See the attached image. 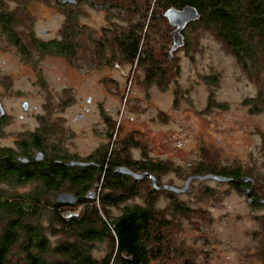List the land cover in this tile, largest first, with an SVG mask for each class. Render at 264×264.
<instances>
[{"label":"rangeland","instance_id":"rangeland-1","mask_svg":"<svg viewBox=\"0 0 264 264\" xmlns=\"http://www.w3.org/2000/svg\"><path fill=\"white\" fill-rule=\"evenodd\" d=\"M55 3L54 0H0V9L21 14L13 25L15 32L35 44L37 40H62L63 32L68 31L69 26H62L63 10ZM97 6V2L80 3L76 15L80 46L69 58L42 55L34 47L24 48V45L20 52L0 25V103L9 117L0 146L10 145L15 134L22 139L20 132L27 129V124L36 126L31 118L33 112L22 111V104L27 102L28 107L37 108V126L40 122L46 124L50 133L56 131L54 139L64 150L68 146L72 161L90 156L101 146L113 147L117 139L119 142L130 139L132 158L140 159L139 148L146 146V153L153 161L171 165L173 171L159 175L160 185L183 187L204 157L220 166L242 165L252 169L261 185L264 103L258 104L253 98H258L264 90V55L258 60V70L243 67L215 29L201 25L192 28L189 24L181 31L183 38L186 36L185 46L173 51L170 58L173 28L164 18V10L163 20L159 18L157 22V16L154 18L155 26H161V32L164 25L170 28L161 39L165 37V52L175 63L170 66L172 74L165 90L155 84L146 87L144 70L136 63H122L120 52H115L117 58L112 60L113 51L107 48L109 56L105 57H109L110 63L100 64L89 50L91 39L102 36V29L123 27L110 26L114 22L112 15ZM150 16L151 11L148 23ZM141 36L151 35L145 28ZM149 39L151 49L153 42ZM68 40L73 44L70 37ZM247 100L250 102L246 103ZM113 121L121 130L117 133L115 129L107 136L108 123ZM132 142L141 146L134 148ZM147 184L141 196L127 205L144 203ZM32 188L26 185L7 191L18 195ZM206 188L209 193L204 194ZM177 196L193 209L188 218L176 217L179 227L171 233L177 232L195 264H264L258 246H264V234L256 238L253 235L260 222H264V205H249L244 192L239 194L228 183L213 180H193L188 190ZM166 203L162 195L157 205L164 209ZM79 211L80 208L66 210L65 215L72 217ZM120 212V208L110 210L113 216ZM42 222L47 224L46 216ZM173 223L178 225L175 220ZM50 240L56 239L50 237ZM177 250L180 255L182 250ZM92 252L101 259L107 246L98 243ZM176 261L175 264H183L178 256Z\"/></svg>","mask_w":264,"mask_h":264},{"label":"trees","instance_id":"trees-1","mask_svg":"<svg viewBox=\"0 0 264 264\" xmlns=\"http://www.w3.org/2000/svg\"><path fill=\"white\" fill-rule=\"evenodd\" d=\"M75 1L73 5H62L54 0L56 7L63 10L62 26H69L68 31L63 32L62 40H37L35 44L30 39L23 40L13 27L21 14L9 10L0 9V25L6 29L8 36L9 32H13L15 36H9V40L20 52L24 45V48L34 47L42 55L69 58L77 53V47L80 46L77 42V9L80 3L92 2L95 5L97 2V8L112 15L114 22L110 26L123 27L102 29V36L97 40H89V50L94 52L100 64L110 63L109 57H105L109 56L107 48L113 51L112 60L117 58V51L120 52L119 60L122 63H136L137 67L144 70L146 87L155 84L160 90L167 88L172 74L170 66L175 61L169 60L170 54L165 52V37L161 39L170 28L164 25L161 32V26H155L154 18L157 16V22L159 18L163 20L161 12L169 8L194 7L199 19L189 26L196 28L201 25L215 29L218 37L233 51L243 67L250 66L252 70H258V60L264 55V0ZM150 11L151 21L148 23ZM145 28L151 36L142 38L141 33ZM69 37L73 44L68 40ZM150 37L153 42L151 49L148 47ZM166 38L168 42L169 33ZM253 100L258 104L264 103V90ZM42 124V130L37 133V150L44 154L45 159L43 163H37V170L24 175L13 173L10 172L13 166L7 167L9 161L0 159V185L4 186L0 188V264H175L177 256L183 264H195L194 257L185 249L177 232L171 233L172 229L177 230L179 227L176 217L188 218L193 208L180 200L177 194L154 190L147 178L135 180L114 172L115 168L123 166L135 173L147 172L160 185L159 175L172 170L169 163L153 161L146 153V146L139 148L141 158L134 159L129 153L131 140L119 142L117 139L113 147L101 146L84 159L98 166L93 162L85 167L59 165L52 162L54 145L50 129ZM115 124V121L108 123L107 136L115 129L117 133L121 130ZM132 145L137 149L141 146L136 142H132ZM203 174L233 179L234 182L228 184L242 195L245 184L240 182V178L250 177L255 183V207L259 206V199H264V180L259 185L252 169H245L242 165L220 166L204 157L192 175ZM145 184L148 187L145 188L144 203L127 205L128 201L141 196ZM26 185L33 187L30 192L17 195L7 191ZM60 192L74 194L78 199L77 204H56L53 198ZM205 193H209L208 188L204 190ZM91 194L93 199L90 198ZM162 195L167 201L164 209L157 205ZM122 205L125 206L121 208ZM75 208H80L79 213L66 217L65 211ZM111 208H120V214L113 216ZM44 216L47 217V224L42 222ZM261 233L264 234V222H260V228L253 235L256 238ZM50 237L56 240L53 242ZM98 243L107 246V252L101 259L94 257L92 252ZM258 246L262 249L259 254L264 257V246ZM178 248L182 250L180 255Z\"/></svg>","mask_w":264,"mask_h":264},{"label":"water","instance_id":"water-1","mask_svg":"<svg viewBox=\"0 0 264 264\" xmlns=\"http://www.w3.org/2000/svg\"><path fill=\"white\" fill-rule=\"evenodd\" d=\"M58 1L62 5H73L76 3L75 0H58ZM163 16L167 20L168 25L171 28H173V30L170 33L171 34L170 36L172 38V44L169 50V54L171 58L173 51L177 50L178 48H181L184 45V38H183L181 31L189 24L197 21L199 19V14L194 7L186 6V7H183L182 9L169 8L164 12ZM23 108L24 109L27 108V103L25 102L23 103ZM0 110H2L1 107H0ZM79 119H81V116H79ZM33 159L37 161L42 160V154L36 153ZM20 160L24 161L23 159H20ZM65 165L69 167H73V166L85 167V166H88L89 163H84L80 161H70V162H66ZM114 172L125 175V176H129L135 180H141L143 178H147L151 182V186L154 190L168 191L174 194L185 193L188 190L189 185L193 180H199V181L213 180L219 183L234 182L233 179L215 175V174L193 175V176H189L186 178L183 187L175 188L169 185H157L156 178L147 172L135 173L129 168L124 167V166L115 168ZM240 182L246 183V184L249 183V187L246 188L245 190V198H246L247 204L253 205L252 193L254 191V186H255L254 180L250 177L245 176V177L240 178ZM90 198L92 199L94 198L93 194L90 195ZM53 201L56 204L73 206L77 204L78 199L74 194L60 192L54 196ZM259 205H264V199H261L259 201Z\"/></svg>","mask_w":264,"mask_h":264},{"label":"flooded vegetation","instance_id":"flooded-vegetation-1","mask_svg":"<svg viewBox=\"0 0 264 264\" xmlns=\"http://www.w3.org/2000/svg\"><path fill=\"white\" fill-rule=\"evenodd\" d=\"M1 29L3 31V33L8 36L6 34V29L4 27L1 26ZM11 31V30H10ZM9 36L14 37L15 35L13 34V32H9ZM8 36V37H9ZM35 40H37V37L35 38ZM27 103V102H26ZM0 107L2 110H0V137L3 136L4 134V127L7 123V119L9 118L7 113H6V109L3 107V105L0 103ZM37 110L36 107L30 108L28 107L27 104V108L24 109L23 108V104H22V111L25 114H31L32 112V119L35 120L36 122V126L31 127L30 124H27V129L20 132V137L22 139H18L16 135V138H14V141L10 144V145H5L3 144L2 146H0V159H4L5 161H9V164L7 167H12V170L10 172L13 173H17V174H28V172L30 171H34L37 170V163H43L45 156L44 154L37 150V133H39L42 130V126L40 124V122H38V126H37V113H35ZM81 116V115H80ZM45 132H47V130H45ZM56 131H52L51 132V137L52 139L55 138V136H57ZM59 133V132H58ZM55 142L54 144V148H53V152L54 153V158L52 159L53 163H57L59 165H65L66 162H70L72 161V159L69 158V152H68V146H66V150H64L62 147L63 145H58L57 144V140H52ZM36 153H41L42 154V160L37 161L35 159H33L34 155ZM89 156H86L85 158H82V160H76V161H80V162H84V163H92L93 161H89L86 162L84 159L88 158ZM23 159L24 161L20 160ZM75 161V160H73ZM89 163V165H90ZM93 164L95 166H98L95 162H93ZM69 167V166H67ZM80 167V166H79ZM245 186L243 187V191L245 193L246 188L249 187V183H244ZM252 200L253 203L255 202L254 200V196L252 193ZM261 199L258 200V202ZM255 206V203H254Z\"/></svg>","mask_w":264,"mask_h":264}]
</instances>
